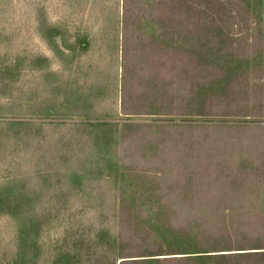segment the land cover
Masks as SVG:
<instances>
[{"label":"rangeland","instance_id":"1","mask_svg":"<svg viewBox=\"0 0 264 264\" xmlns=\"http://www.w3.org/2000/svg\"><path fill=\"white\" fill-rule=\"evenodd\" d=\"M0 264H264V0H0Z\"/></svg>","mask_w":264,"mask_h":264}]
</instances>
